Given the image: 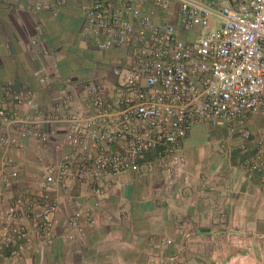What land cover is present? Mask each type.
Segmentation results:
<instances>
[{
	"label": "built area",
	"instance_id": "2783aa9c",
	"mask_svg": "<svg viewBox=\"0 0 264 264\" xmlns=\"http://www.w3.org/2000/svg\"><path fill=\"white\" fill-rule=\"evenodd\" d=\"M80 2V37L97 52L122 54L113 71L117 83L110 96L97 80L83 83L76 94L68 79L51 110L31 91L4 86L11 104L0 106L5 153L20 146V138L46 144L44 127L57 124L66 127L61 145L70 149L45 167L35 193L14 197L0 212V256L6 262L17 263L57 240L73 242L96 227L112 177L138 172L147 157H153L150 170L172 177L183 164L181 143L196 125L223 124L251 141L246 117L258 115L264 123V0ZM75 102L79 113L70 110ZM22 108L29 113L19 114ZM3 163L0 177L11 189L18 173L5 175L4 167L14 163ZM242 167L248 178L259 174L264 182V137ZM74 183L87 186L95 201L60 227L54 193L68 192Z\"/></svg>",
	"mask_w": 264,
	"mask_h": 264
},
{
	"label": "crops",
	"instance_id": "0c3cea01",
	"mask_svg": "<svg viewBox=\"0 0 264 264\" xmlns=\"http://www.w3.org/2000/svg\"><path fill=\"white\" fill-rule=\"evenodd\" d=\"M84 23L80 0H0V106H11L3 91L7 83L31 91L45 110L52 109L68 79L76 94L83 83L98 78L112 95L113 72L104 77L88 65L97 51L80 37ZM121 55L108 53L110 62L122 61ZM70 110L79 113L78 102ZM243 128L251 141L223 124L196 125L181 143L183 164L172 177L150 170L151 156L138 172L112 177L98 225L81 236L76 264H264V182L259 174L248 178L242 167L264 137V123L248 115ZM44 131L46 144L20 138V146L6 153L0 147V170L10 158L14 167L5 166V175L18 173L11 189L0 177V212L14 197L35 193L45 167L69 154L61 145L64 125ZM54 197L60 227L95 201L81 183L71 184L68 192L57 190ZM63 243L55 241L52 249L60 253ZM0 264L8 263L0 256Z\"/></svg>",
	"mask_w": 264,
	"mask_h": 264
},
{
	"label": "rangeland",
	"instance_id": "374dc122",
	"mask_svg": "<svg viewBox=\"0 0 264 264\" xmlns=\"http://www.w3.org/2000/svg\"><path fill=\"white\" fill-rule=\"evenodd\" d=\"M111 57L108 56V53L102 54L101 52H91V57H88V65L92 67L93 69L91 72L93 73H101L104 77H107V72L109 73L114 71L115 68H117L118 65L121 64L122 61L119 62V59L112 60L110 62ZM90 61V62H89ZM93 62V63H92ZM115 77V76H114ZM122 79V77L120 78ZM98 80L95 79V81ZM116 77L115 82L111 84H116ZM82 243V239L78 238L77 240L73 242H65L60 247V260L59 264H76L79 259L78 255V247ZM50 248L47 247L40 251H38L35 255L36 261H38V264H46V257L50 255ZM52 249V248H51Z\"/></svg>",
	"mask_w": 264,
	"mask_h": 264
},
{
	"label": "trees",
	"instance_id": "16d2710c",
	"mask_svg": "<svg viewBox=\"0 0 264 264\" xmlns=\"http://www.w3.org/2000/svg\"><path fill=\"white\" fill-rule=\"evenodd\" d=\"M52 248V246H50ZM50 248V255L46 257V264H59L60 260V253H57V249H51ZM35 252H30L26 254L23 259L17 263H11L7 262L8 264H38V261H36Z\"/></svg>",
	"mask_w": 264,
	"mask_h": 264
}]
</instances>
